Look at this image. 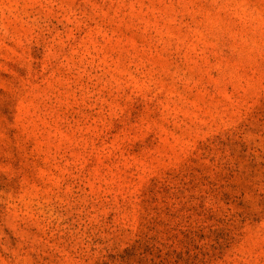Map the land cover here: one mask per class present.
Here are the masks:
<instances>
[{
    "label": "rangeland",
    "instance_id": "1",
    "mask_svg": "<svg viewBox=\"0 0 264 264\" xmlns=\"http://www.w3.org/2000/svg\"><path fill=\"white\" fill-rule=\"evenodd\" d=\"M0 264H264V0H0Z\"/></svg>",
    "mask_w": 264,
    "mask_h": 264
}]
</instances>
